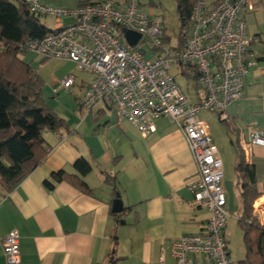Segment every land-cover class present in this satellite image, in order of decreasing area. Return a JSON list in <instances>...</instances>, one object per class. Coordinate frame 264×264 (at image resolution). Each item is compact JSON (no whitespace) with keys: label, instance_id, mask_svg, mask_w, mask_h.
Segmentation results:
<instances>
[{"label":"crops","instance_id":"obj_1","mask_svg":"<svg viewBox=\"0 0 264 264\" xmlns=\"http://www.w3.org/2000/svg\"><path fill=\"white\" fill-rule=\"evenodd\" d=\"M251 1L254 9L245 12L243 19L256 63L245 78L242 97L226 108L230 133L215 120L227 143L224 151L216 146L223 166L226 209L228 213L230 203L236 217L240 197L233 143L240 148L253 130L264 134V0ZM21 60L35 70L22 56ZM68 76L74 77L68 89L79 88L69 114L60 117L68 129L43 132L46 159L11 192L3 191L0 183V237L18 231L19 264H107L112 254L119 259L115 264H172L168 243L199 233L209 216L187 189L197 170L181 132L170 120L157 118L153 120L155 131L143 137L128 122H117L110 107L98 106L87 112L80 101L91 76ZM57 89L53 91L56 94ZM192 89L190 101L196 103L203 94ZM42 98L45 100L44 93ZM199 114L198 119L207 124ZM244 157L254 168L260 193L255 206L264 211V147H252ZM79 158L91 164V172L82 178L90 194L65 182L55 184L52 190L43 186L54 172L72 174ZM103 174L115 180L123 207L131 208L124 217L127 225L117 230L116 244L112 242L115 219L111 212L115 195L104 183ZM0 264H6L1 250Z\"/></svg>","mask_w":264,"mask_h":264},{"label":"built area","instance_id":"obj_2","mask_svg":"<svg viewBox=\"0 0 264 264\" xmlns=\"http://www.w3.org/2000/svg\"><path fill=\"white\" fill-rule=\"evenodd\" d=\"M10 1L25 4L35 16L57 21L52 33L26 41L19 53L69 61L90 75L80 101L85 111L110 107L117 122H128L143 137L155 131L157 118L170 120L181 132L197 170L187 189L209 216L199 233L168 243L172 264H238L231 259L226 240L229 215L222 161L198 114L205 110L228 121V104L242 97L245 78L256 63L243 19L254 9L252 1H195L179 47L165 42L161 20L145 13L138 0H98L71 10L54 9L44 0ZM125 30L140 35L134 47L126 41ZM179 65L197 73L196 87L203 95L196 103L171 74ZM73 83L74 77L67 76L61 87L68 89ZM252 147H264L263 132L253 130L240 143L244 156ZM253 213L263 225L264 211L255 202ZM0 250L6 264L20 263L18 231L0 237Z\"/></svg>","mask_w":264,"mask_h":264},{"label":"trees","instance_id":"obj_3","mask_svg":"<svg viewBox=\"0 0 264 264\" xmlns=\"http://www.w3.org/2000/svg\"><path fill=\"white\" fill-rule=\"evenodd\" d=\"M177 15L182 28L188 26L193 4L197 0H175ZM92 2H82L77 7H84ZM53 29L41 24L40 17L29 12L28 7L19 2L0 0V183L3 191L11 192L26 176L39 167L48 155L44 131L58 132L67 130L63 119L50 109L42 98L43 81L28 63L21 60L23 54L19 47L28 40H40ZM181 34L176 45L183 43ZM165 42H169L165 38ZM180 74L194 88L197 73L191 67L177 66ZM230 133V121L219 120ZM236 149L235 180L239 190L240 209L237 224L242 231L244 245V264H264V224L253 213V204L260 197L253 166L245 160L243 152ZM73 173L64 170L52 173L43 182L47 190L65 182L82 193L92 191L82 181L92 168L89 161L79 158L72 166ZM104 175V183L111 186L114 195L119 194L114 179ZM115 198V196H114ZM131 208H124L120 214H113L115 219L113 244L117 243V230L127 225L124 217ZM114 253V252H112ZM119 259L112 254L107 264H115Z\"/></svg>","mask_w":264,"mask_h":264},{"label":"rangeland","instance_id":"obj_4","mask_svg":"<svg viewBox=\"0 0 264 264\" xmlns=\"http://www.w3.org/2000/svg\"><path fill=\"white\" fill-rule=\"evenodd\" d=\"M94 1L98 0H44V3L54 9L71 10L76 8L82 2ZM138 3L145 13L154 15L161 20V25L164 29L166 38L169 39L170 46L175 45L179 36L186 33V28L181 27L177 15L175 0H138ZM40 22L48 29H53L54 26L57 25V21L50 17H41ZM63 22L68 23L69 20L63 19ZM22 59L30 62L42 79V89L43 87H46L45 91L42 92L44 93V101L46 105L51 106L50 109H52L57 116H67L66 114H69L72 108L71 105L74 104V96H76L79 88L75 85L70 89H61V82L70 74L80 78V75L83 76L85 73L79 72L76 65L72 62L69 63V61L43 59L39 55L31 52L23 54ZM171 74L175 77L176 82L180 85L189 100H193V89L188 81L174 67L171 68ZM56 89L58 90L57 94L53 92L54 90L56 91ZM199 117L205 120L210 127L216 146L223 151L227 150V143L215 123L216 120L217 124H220L217 116L202 111L199 114ZM224 186L228 189L226 178H224ZM228 213L229 218L227 220L226 239L230 256L234 262L244 264L242 263L244 259L242 231L237 224V217L233 214V209L230 203H228Z\"/></svg>","mask_w":264,"mask_h":264},{"label":"water","instance_id":"obj_5","mask_svg":"<svg viewBox=\"0 0 264 264\" xmlns=\"http://www.w3.org/2000/svg\"><path fill=\"white\" fill-rule=\"evenodd\" d=\"M124 37L131 47H134L136 43L138 42V40L140 39V35L134 32L128 31V30L124 31ZM123 209L124 207L120 199V194H116L115 198L112 201L111 212L113 214H120L123 212Z\"/></svg>","mask_w":264,"mask_h":264}]
</instances>
